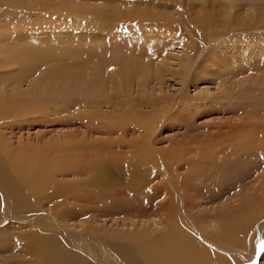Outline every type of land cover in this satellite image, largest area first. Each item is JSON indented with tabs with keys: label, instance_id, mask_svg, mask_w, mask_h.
<instances>
[{
	"label": "rangeland",
	"instance_id": "374dc122",
	"mask_svg": "<svg viewBox=\"0 0 264 264\" xmlns=\"http://www.w3.org/2000/svg\"><path fill=\"white\" fill-rule=\"evenodd\" d=\"M110 5L130 15V19L118 26L115 19L107 15ZM71 7H78V11L70 9ZM138 12L145 14V17L149 13L150 15L141 18L136 15ZM134 14L136 16H133ZM215 24H218V28ZM111 41H114L113 44ZM4 45L5 47L13 45L16 48L47 46L46 49L49 50L59 46L75 49H80L81 46H102V49L109 52L114 48L124 49L130 54L145 50L146 55L140 59L143 60L142 64L146 70L152 68L151 74L145 76L143 74L145 71L141 72L127 86L120 88L121 90H118L115 82H112L114 77L110 78V76L101 86L96 97L104 101L109 99L114 104L117 101H129L131 103L129 106L134 107H125L124 110H137L143 113L161 111L166 106L167 109L171 100L175 106L171 112H175L181 104L180 100H188L192 110L186 112L184 118L175 119L173 125L169 126L168 109L166 122L159 126L155 135L159 140L157 146L162 150L176 145L180 140H185L186 136L189 138L190 135L199 133L203 139L216 135L213 138L218 137L219 140L226 136L229 140H233L237 138L234 136L237 130L240 128L244 130L246 127H259L264 133V83L258 82V79L264 78V0H0V59L7 60L2 49ZM187 46L189 48L186 49ZM67 60L81 59L70 55ZM46 66L49 67V63H46L45 58L39 61L40 71ZM20 68V62L1 67L0 77L16 78ZM40 71L29 73L20 84L13 82L8 85L3 82V84L0 78V94L13 96L14 93L31 92L32 84L39 82L45 76V73ZM261 74L263 76H260ZM53 78L50 82L55 85H60L59 82L63 81L59 75ZM145 78L147 84L143 87L142 81ZM233 80L246 82L242 81L241 86H235L236 89L233 87V92H227L228 89H224V85L231 86ZM248 91L250 95L242 98L240 94L243 92L242 94L245 95ZM52 100H56V105L50 104L49 114H40L38 118H34V115L26 118L7 117L6 120L1 121L2 123L0 122V133H3L11 147L15 150L20 147L44 149L45 146L52 147L53 144L58 145V142L69 138L87 141L85 144H88L93 136L103 138V135L86 136L83 133L76 135L75 130L82 129L79 123L66 122L67 118L72 120L79 113L78 111L85 110L84 108L72 107L70 111L57 114L52 112L55 106H60V103L73 104L70 101H73L71 96L58 94L53 96ZM101 108L106 114L111 113L113 109L110 104H104ZM255 141L258 144H253V149L242 153L243 155L234 158V150H232L226 160H220V162L225 161L228 166L218 170L216 184L204 185L205 194L198 198L199 203L195 207L189 209L191 215L200 216L204 220V224L201 223L202 225L197 227L201 229L200 240L203 246L218 252L225 257V260L229 259L230 264L238 262L264 264V251L261 250L260 245V248H255L258 236L264 233V207L257 215L247 217L250 218L248 222L243 218L245 214L251 212L250 209L253 210L255 205L259 206L264 200V142L260 145L264 139ZM186 170L185 167L182 169L183 172ZM57 175V179L65 182L74 181L76 178L72 175ZM167 197L169 198V195ZM167 197L161 199L167 200ZM176 198L174 196L175 200ZM56 201L60 199L54 202ZM177 201H175L176 205ZM230 204L231 208L227 209L226 206ZM152 207L145 216L135 215L134 218L131 214L117 212L111 203L92 210L75 206L78 212L64 214L60 218L59 229L65 234L80 237L87 250L99 254L82 255L90 261L93 260L97 264H123L116 250L127 244L124 238H128V232L166 229L169 211L158 209L155 213H151ZM177 207L179 209L178 205ZM48 212L51 211L46 213ZM30 214L23 213L21 216ZM180 214L189 219L187 211H181ZM231 214L235 218L238 217V220L234 219L236 222L243 227L246 226V232L243 231L242 234L240 226L238 229L234 227L235 234L231 232L230 238L233 237L236 241L228 245L225 241L229 239L227 233L229 231L223 224L226 223V219L234 218ZM222 215H225L224 219ZM142 217L145 218L141 219ZM131 218H134L133 221H130ZM240 218L244 221H240ZM220 219L224 227L218 225ZM0 220V235L2 234L0 264H35L33 256L25 253L27 247L25 241L29 242L33 236L28 234L34 233L37 227L28 223L24 226L18 219L15 220V217L0 218ZM89 228L92 232H89ZM219 228L221 232H218ZM26 233L28 236L24 238ZM13 238H16L15 241ZM239 238L240 240L237 241ZM215 242L222 246L221 249L214 248ZM72 247L78 248L74 244Z\"/></svg>",
	"mask_w": 264,
	"mask_h": 264
},
{
	"label": "bare ground",
	"instance_id": "6f19581e",
	"mask_svg": "<svg viewBox=\"0 0 264 264\" xmlns=\"http://www.w3.org/2000/svg\"><path fill=\"white\" fill-rule=\"evenodd\" d=\"M112 5L109 6L107 15L113 17L118 26L130 19V15L120 11L119 8L117 10V7H111ZM70 9L78 11V7ZM136 15L147 18L150 13L146 17L142 12H138ZM215 22L217 21L215 20ZM217 25L215 24L216 27ZM219 25L222 26V24ZM116 46L118 45L116 44ZM188 46L186 49L189 48ZM46 47L16 48L13 45L7 47L4 45L2 48L7 60L0 59V68L19 62L21 68L18 71L17 79L13 78L16 81H11L13 79L10 76L4 75L5 77H0L1 83L20 84L29 73L41 70L39 61H42L43 58L46 63H49V67L46 66L42 70L45 76L39 82L36 81L37 83L32 84L31 92L14 93L13 96L5 95L6 93L0 94V122L6 120L7 117H11V119L26 118L34 115V118H38L40 117L38 115L48 113L51 103L55 104L56 100H52L53 96L62 94L71 96L73 101H70L73 104L60 103L58 107L55 104L53 105L55 109L52 112L57 114L70 111L72 107L84 108L85 110L78 111V117L75 116L77 119L75 117L72 120L67 118L66 122L79 123L82 129L75 130L76 135L80 133L86 136L103 135V138L93 136L88 144H85L87 141L84 140L69 138L58 142V145L51 144L52 147L48 148L42 145L44 149L32 148V150L30 148V151L27 147L15 150L5 140L3 133H0V218L15 217V220L18 219L24 226L28 223L30 226L37 227L34 233H26V237L23 236L24 238H27L28 235L33 236L29 242L25 241L27 243L25 244V247L27 246L25 253L33 256L35 264H97L82 256L99 254L87 250L80 237L60 231V218L67 213H77L78 209L75 206L92 210V208L108 206V203H111L117 212L131 214V217L134 218L135 215L145 216L152 206L151 213H155L158 209L169 211L166 229L162 231L136 230L128 232V238L123 237L127 244L124 243L123 247L121 245V248L116 250L117 255L121 256L123 264H230L229 259L225 260V257L218 252L203 246L200 240L201 229L199 230L197 227L202 225L201 223L204 224V220L200 216L191 215L189 209L195 207L199 203L198 198L205 194L204 185L216 184L219 176L218 170L228 166L225 161L220 162V160H226L225 158L232 150H234L235 156L233 157L237 158L243 155L242 153L253 149V144H258L255 140L264 139L262 129L246 127L242 130L240 128L235 135L233 134L237 137L233 140H229L226 138L227 136L222 137V140H219L218 137L213 138L216 135L203 139L197 132L199 134L190 135L189 138L186 136L185 140H180L176 145L162 150L157 146L159 140L155 135L159 126L166 122L165 117L168 109L170 113L168 116L169 126L173 125L172 122L175 119H182L183 115L187 114L186 112H190L192 109L188 100H180L181 104L175 112H171V109L175 107L171 100L167 109H165L166 106L161 111L143 113L137 110H124L125 107H134L129 106L131 104L129 101H117L114 104L109 99L104 101L96 97L101 86L110 76V78L114 77L112 82H115L118 90H121L141 72L145 71L143 73L145 76L151 74L152 68L146 70L142 64L143 60L140 59L146 55L145 50L130 54L124 49L112 48L114 51L112 54V51H106V49H102V46H81L80 49L59 46L51 48V50ZM56 55L58 58H55ZM70 55L77 56L81 60H67ZM106 74L108 75L105 77ZM55 75H59L63 81L67 82H59L61 84H56L58 85L56 86L50 82ZM60 79L58 78V80ZM242 81L246 82L245 80H233V85H224V89L227 88V92H233V87L241 86ZM258 82L264 83V78L263 80L258 79ZM142 84L143 87L146 86V78ZM242 93L240 94L242 98L250 95L249 91L245 95ZM104 104H110L113 107L111 113H103L101 107ZM182 121L184 122V120ZM199 136H201L200 140ZM263 142L261 141L260 145ZM208 166L212 168H207ZM184 167L187 168L185 172L182 171ZM57 174L72 175L76 178L74 181L65 182L57 179L59 177ZM174 196L179 199L175 200ZM165 197L168 199H161ZM59 199L60 201L54 202ZM175 201H177L179 209ZM263 204L264 200L260 202L259 206L255 205L253 210L250 209V213H244L243 218L248 222L250 218L247 217L260 213L264 207ZM226 208H231V204ZM49 210L51 212L46 213ZM181 211H187L189 219L181 215ZM15 213L17 215H14ZM23 213L31 214L21 216ZM231 216L234 217L232 214ZM134 218H131L130 221H133ZM143 218L145 217L141 219ZM220 218L222 217L220 216ZM236 218L238 220V217ZM236 218H228L223 224L229 231L227 232L229 239L225 241L228 245L236 241L233 237L230 238L231 232L235 234L234 227L238 229L240 226L242 234L246 232V226L243 227L242 224L241 226L234 220ZM242 220L240 218V221ZM219 221L221 222L218 225H222V220ZM23 225L21 227H24ZM220 230L221 228L218 232H221ZM90 231L92 232V229L89 228ZM242 234L239 235L242 236ZM69 237H71L70 240ZM18 238L22 239V237ZM239 240L240 238L237 239V241ZM261 242L264 243V233H261L260 237L258 236L255 242L256 247H254L261 246ZM19 244L17 245L19 246ZM73 244L78 248H73ZM221 247L217 244L214 245L216 250ZM80 250L85 253L83 254ZM115 262L118 263V261Z\"/></svg>",
	"mask_w": 264,
	"mask_h": 264
},
{
	"label": "snow or ice",
	"instance_id": "6c2138e0",
	"mask_svg": "<svg viewBox=\"0 0 264 264\" xmlns=\"http://www.w3.org/2000/svg\"><path fill=\"white\" fill-rule=\"evenodd\" d=\"M261 250L264 251V243L261 244Z\"/></svg>",
	"mask_w": 264,
	"mask_h": 264
}]
</instances>
